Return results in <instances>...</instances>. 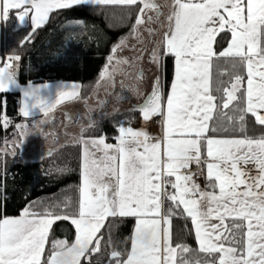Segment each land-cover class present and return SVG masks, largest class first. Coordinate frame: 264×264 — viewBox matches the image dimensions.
<instances>
[{"label":"snow or ice","instance_id":"6c2138e0","mask_svg":"<svg viewBox=\"0 0 264 264\" xmlns=\"http://www.w3.org/2000/svg\"><path fill=\"white\" fill-rule=\"evenodd\" d=\"M110 4L137 10L130 35L152 21L148 13L160 17L155 0H0V21L18 10L20 26L30 17L35 32L57 10ZM160 24L165 27V21ZM222 34L230 38L217 51ZM31 38L29 33L21 46ZM125 46L121 40L113 54ZM168 57L174 61L168 92L157 76L151 93L133 109L145 122L159 118L161 135L120 124L115 144L105 136L85 139L75 209L39 211L31 202L19 216L0 218V264H91L109 218L135 220L130 247L123 252L113 247L110 264H264V135L249 137L246 123L250 114L264 127V0H172L166 28L150 53L158 68ZM20 60L19 55L0 60V93L21 92L24 117L34 110L47 115L55 104L79 95L77 84L71 91L31 81L21 85ZM221 60L230 70H218ZM115 70L106 65L101 79L110 80ZM4 121L6 128V115ZM237 129L239 136L227 135ZM198 176L205 178L204 187ZM181 212L191 220L196 250L173 242L172 219ZM58 220L75 226L73 242L50 240ZM194 251L203 259L185 258Z\"/></svg>","mask_w":264,"mask_h":264},{"label":"trees","instance_id":"16d2710c","mask_svg":"<svg viewBox=\"0 0 264 264\" xmlns=\"http://www.w3.org/2000/svg\"><path fill=\"white\" fill-rule=\"evenodd\" d=\"M17 11H11L7 21L1 23L0 60L21 56L17 69L18 82L21 85H27L29 81L33 84L65 82L91 87L103 70L114 45L130 32L137 10L123 5H84L57 10L35 32L28 25L16 27ZM77 20L83 23L77 25ZM29 33H32L31 42L21 46V41ZM229 38L230 34H222L218 38L217 51L227 46ZM218 64L220 72L230 70L228 62L221 60ZM172 76L173 59L168 57L165 59L163 77L165 93ZM223 79L227 80L228 77L224 76ZM20 99L19 92L0 93V218L19 216L21 210L31 202H35L39 211L58 206L59 212L67 206L71 212L79 198L81 146L62 144L47 151L51 155L40 162L31 163L21 149L25 144L21 134L27 126L35 128L40 125L44 115L24 117L19 111ZM5 115L6 128L2 123V116ZM139 116L140 113L106 116L92 124L93 127L84 129L83 136H105L107 143H114L117 125L135 126ZM246 123L249 137L264 135V127L256 124L252 116L247 115ZM218 135L224 136L225 133L221 131ZM227 135L239 136L240 131H229ZM134 222V218H109L107 226L102 229L104 243L101 252L92 257L91 264H110L113 247L121 252L130 247L129 237ZM172 231L174 244H186L193 250L198 248L191 220L182 212L173 217ZM74 237V229L68 221L58 220L52 225L50 240H67L71 243ZM109 238L112 246H107ZM184 255L189 260H194L197 255L201 259L204 256L195 251Z\"/></svg>","mask_w":264,"mask_h":264},{"label":"rangeland","instance_id":"374dc122","mask_svg":"<svg viewBox=\"0 0 264 264\" xmlns=\"http://www.w3.org/2000/svg\"><path fill=\"white\" fill-rule=\"evenodd\" d=\"M153 20L154 18L152 19L150 24L140 26L139 29L141 31H139L136 35H130V32H129L127 34V37L125 38L123 37L119 39L115 45H117L121 40L126 39V41L124 40L125 44L128 43L130 46L131 44L134 43V48H133L134 52L131 50L132 53H134V55L139 56L138 53H136L137 47L139 46L145 48V52L147 55V52L149 51V47L151 48V46L153 45L152 43L157 44L159 42L158 35L156 33L155 34L152 33V35L151 34L149 35V32H151L149 31L151 28V25L155 27V24H156L155 23L156 21L153 22ZM143 27L145 29H143ZM140 35L142 36L143 42L141 41V44L137 45L135 41L137 42L138 39H140L141 37ZM151 36L153 37V40ZM145 72L147 73L146 69H144V74ZM157 73H158V69L154 71V75H157ZM42 84L51 85L54 91L57 90V86H61V85L67 86L63 88V90L71 91V85L76 84V83L49 82V83H37L35 85H42ZM95 84L96 83H94L91 87L90 86L83 87L82 85L77 84L79 86V95L72 99H64L59 104H55V107H53L48 112L47 115L40 112L39 110H34V115L43 114L44 117H43V121L41 120L40 125H38L35 128L33 126H27L24 129V133L21 134L24 137V141L26 144V145L24 144V146H22L21 148L22 151L24 152L25 157H28L29 159L30 156L35 154L36 152H39V151L47 152L54 147L61 146L62 144H79L83 150L84 140L87 138H90V137L83 136L84 129H86V127L89 124H92V123L94 124L100 119H102L103 117V114L98 115V113L96 112V109L94 108V106L97 105V102H98V100H96V98H94V95H93V93L96 90ZM161 86L163 88V84ZM10 92H17V91H10ZM22 101H23V97L20 99L21 106H22ZM110 102H111V99H110ZM53 103H55V98H53ZM62 110H66L67 113L60 112L58 115L54 114L55 122L56 124L58 123V125L54 126L55 131L53 133L49 132L48 127L53 121L50 123L47 120V117L49 116L50 113H53V112L56 113ZM64 114H68L70 116L72 115L71 116L72 122L70 119L68 123L69 124L71 123V124L69 126L63 127L62 125H63V115ZM4 117L5 116H2L3 124L5 123ZM154 120L152 119L150 121L145 122L143 121L142 116L140 114L137 130H144L147 133H150V131H152L151 129H153L154 126H157L156 124H152V121ZM60 121L62 122L59 124ZM132 128L135 129L134 127ZM47 130L48 132H46ZM155 134L157 135L158 133H155Z\"/></svg>","mask_w":264,"mask_h":264},{"label":"flooded vegetation","instance_id":"af4514ba","mask_svg":"<svg viewBox=\"0 0 264 264\" xmlns=\"http://www.w3.org/2000/svg\"><path fill=\"white\" fill-rule=\"evenodd\" d=\"M123 37L125 38L127 37V35H124ZM124 40L126 41V39ZM141 41L143 42L142 36L140 37V39H138L137 42L135 41V43L139 45L141 44ZM153 47L154 44L151 46V48L149 47L147 55L145 52V48L140 46L137 47L136 53H138L139 56H136L134 55V53H132L134 43L130 46L128 43H126V46L122 49H118L115 54H113L112 52L113 49L111 50L105 66L110 65L111 63V65L115 66V72L112 74L110 80H103L99 75L95 81L96 90L93 95L94 98L98 100V102L97 105L94 106V108L96 109L98 115L103 114L102 118H104L106 116L114 114L139 113L138 111H134L133 109L136 106L142 104L144 102V98L151 93L152 85L157 76L160 77L161 85L163 84L165 60L163 62V66L159 68L156 64L151 62L150 53ZM110 56H113V60L111 62L109 61ZM117 58L127 60L130 63L117 64ZM105 66L103 67V70L105 69ZM143 68L146 69L147 73L145 72L144 74ZM157 69L158 73L157 75H154V71H156ZM137 73H142V77L137 76ZM60 112L67 113L66 110H62L56 113H50L47 117V120L50 123L53 121L48 127L49 132L51 133L55 131L54 126L58 125V123L56 124L55 122L54 114L58 115ZM71 116L68 114L63 115V127L69 126L71 124L68 123L70 119L66 118ZM61 122L62 121H60L59 124Z\"/></svg>","mask_w":264,"mask_h":264},{"label":"crops","instance_id":"0c3cea01","mask_svg":"<svg viewBox=\"0 0 264 264\" xmlns=\"http://www.w3.org/2000/svg\"><path fill=\"white\" fill-rule=\"evenodd\" d=\"M155 3L157 4V5H159L160 6V8H159V11H160V17H159V20L156 18V16H155V14L154 13H148L147 15H152V17L154 18V20H153V22L154 21H156L155 23V27L154 26H152L151 25V30H154V31H151V32H149V35L151 34L152 35V33L153 34H157L158 35V39H159V41H160V39H161V36H162V33H163V31L165 30V28H166V24H165V27L164 28H162L161 27V24H160V21H165L166 22V17H167V15L170 13V10H171V4H172V0H155ZM110 5H118V4H110ZM88 6H97V5H88ZM11 11H13V10H10V12ZM10 14V13H9ZM147 15L145 16V19L147 20ZM1 23H2V21H0V46H1ZM151 22H147V23H145L144 25H146V24H150ZM45 24V23H44ZM26 25H28V26H30L31 27V29H32V26H31V20H30V17H28V18H26ZM142 26V25H141ZM143 29H145L144 27H143ZM155 29H156V31H155ZM139 31H141L140 29H139ZM151 38H152V40H153V37L151 36ZM152 44H155V43H152ZM9 57H6L5 58V60L4 61H6L7 59H8ZM16 73H17V70H16ZM245 75H246V73H245ZM173 78H174V61H173V76H172V81H173ZM172 81H171V83H172ZM171 83H170V86H171ZM170 86H169V88H168V90L170 89ZM245 86H246V83H245ZM17 92H19L18 90H17ZM168 92V91H167ZM166 92V93H167ZM20 93V98H22V93L21 92H19ZM20 107H21V104H20ZM250 115V114H249ZM251 116V115H250ZM253 118V117H252ZM155 119V118H154ZM153 119V120H154ZM254 119V118H253ZM139 120V119H138ZM255 121V120H254ZM153 122V121H152ZM153 124V123H152ZM152 126V125H151ZM154 126V125H153ZM130 127H134L136 130L138 129V122H137V124L135 125V126H130ZM152 131H150V133H148L149 134V136L150 137H159L160 135H161V126H160V124H158L157 126H154L153 127V129H151ZM155 133H158L157 135L155 134ZM116 143V140L114 141V143H109V144H115ZM81 149H82V147H81ZM83 151V150H82ZM81 162H82V156H81ZM80 177H81V172H80ZM174 179V178H173ZM197 182L201 185V187H204L205 186V183H206V181H205V178L203 177V176H198L197 177ZM80 185H81V181H80ZM66 221H68L70 224H71V222H70V220H66ZM72 225V224H71ZM134 225H135V222H134ZM72 227H73V229H74V232H75V226L74 225H72ZM133 232V231H132ZM75 235H76V232H75ZM74 239H75V237H74ZM195 241H196V239H195ZM196 245H197V242H196ZM198 246V245H197Z\"/></svg>","mask_w":264,"mask_h":264},{"label":"water","instance_id":"95a60500","mask_svg":"<svg viewBox=\"0 0 264 264\" xmlns=\"http://www.w3.org/2000/svg\"><path fill=\"white\" fill-rule=\"evenodd\" d=\"M25 26H26V20H25V23L23 26H20L19 21L17 20V23H16L17 28H23ZM49 153L50 152H43V151L36 152L35 154L30 156L29 161L31 163H38L41 160H43L45 157H47L49 155Z\"/></svg>","mask_w":264,"mask_h":264},{"label":"built area","instance_id":"2783aa9c","mask_svg":"<svg viewBox=\"0 0 264 264\" xmlns=\"http://www.w3.org/2000/svg\"><path fill=\"white\" fill-rule=\"evenodd\" d=\"M18 64H19V63H18ZM17 69H18V68H17ZM17 69H16V70H17ZM152 123H153V124H156V125L160 124V123H159V118H155V120H154ZM192 168H193V170H195V165H193Z\"/></svg>","mask_w":264,"mask_h":264}]
</instances>
